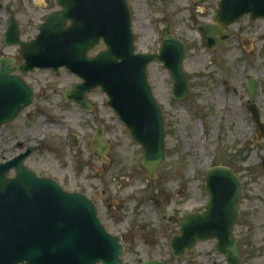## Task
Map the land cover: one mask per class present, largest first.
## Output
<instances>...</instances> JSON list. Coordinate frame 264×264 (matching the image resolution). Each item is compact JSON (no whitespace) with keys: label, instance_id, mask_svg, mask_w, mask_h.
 I'll use <instances>...</instances> for the list:
<instances>
[{"label":"rangeland","instance_id":"obj_1","mask_svg":"<svg viewBox=\"0 0 264 264\" xmlns=\"http://www.w3.org/2000/svg\"><path fill=\"white\" fill-rule=\"evenodd\" d=\"M42 1L0 0V36L7 18L5 6L14 12L18 6L23 39L37 34L34 28L40 24L39 16L57 8L53 0H46L49 7L42 9ZM126 2L137 53H157L165 35L185 45L183 66L189 91L183 100L172 99V78L166 68L158 63L147 67L148 84L165 123V159L155 182L141 167L142 147L107 105L103 92L89 93L93 109L87 113L63 100L62 93L77 81L64 70L32 76L42 84L37 112L22 114L9 126L0 127V164L32 149L25 161L30 172L59 183L67 192L93 198L102 225L109 234L121 237L123 264L151 260L226 264L215 251V240L198 243L181 259L172 257L169 242L178 226L167 220L203 212L209 201L204 188L207 170L228 167L242 187L239 218L232 231L239 254L243 264H264V138L246 108L254 104L264 125V58L260 52L264 19L241 17L227 29L233 39L207 50L196 25L214 23L220 0ZM28 20H32L31 30L26 28ZM0 51L10 54L14 49L0 43ZM251 79L260 85L252 100L247 86ZM99 127H104L110 148L107 164L93 158L89 147ZM69 135L78 138V147H71Z\"/></svg>","mask_w":264,"mask_h":264},{"label":"water","instance_id":"obj_2","mask_svg":"<svg viewBox=\"0 0 264 264\" xmlns=\"http://www.w3.org/2000/svg\"><path fill=\"white\" fill-rule=\"evenodd\" d=\"M61 10L51 13L39 26L34 40L21 43L18 26L10 12L4 44L22 47L24 64L9 70L10 60H0V127L12 123L19 112L30 107L34 97L30 89L22 96L20 77L14 72L65 68L80 84L64 92L66 100L84 111L92 109L88 92L100 88L107 104L129 130L132 139L143 148L141 167L154 183L165 159L163 112L152 94L147 67L159 63L172 78L173 100H183L189 91L184 73L185 46L175 36L162 38L157 53L135 54L131 16L125 0H55ZM255 21L264 18V0H220L212 25H196L200 42L214 50L233 35L225 29L243 16ZM219 35L220 38L217 39ZM264 40V36H263ZM104 49L96 56L87 53L97 45ZM264 58V45L261 50ZM254 99L259 87L248 82ZM255 127L264 138V126L258 109L248 105ZM103 128L96 130L90 147L95 159L107 163L109 145ZM72 148L78 140L70 136ZM28 149L16 158L0 164V264H123L120 237H113L101 225L95 204L84 194L65 192L50 179L38 178L24 165L32 154ZM14 171L15 176L8 174ZM209 201L203 212L185 214L180 220L170 217L179 227L169 246L176 259L207 240H215V251L226 264H243L233 227L239 218L241 184L228 167L215 166L205 174ZM141 264H168L161 260Z\"/></svg>","mask_w":264,"mask_h":264},{"label":"flooded vegetation","instance_id":"obj_3","mask_svg":"<svg viewBox=\"0 0 264 264\" xmlns=\"http://www.w3.org/2000/svg\"><path fill=\"white\" fill-rule=\"evenodd\" d=\"M7 7H9V6H5L4 7V10H5V14L6 15H7V12H6V8ZM48 7H49V4L46 3V0H43L40 8L47 9ZM18 10H19V8H18V6H16L15 7L14 15H15V18H16V24L18 25V28H17L18 29V32H19L18 40L21 43H29V41H31L32 38L35 35H32V36H30V37H28L26 39H23L22 38L23 37V29H21L22 25L20 24V19L18 18L19 17V11ZM58 10H59V8L50 9L49 13L40 15L39 16V17H41L40 23L42 21H44V19L46 18V15H48V14H50L52 12L58 11ZM7 19H8V16H7L6 21H5V27H4V29L6 28V25H7ZM25 23L28 24V26L26 27L27 29L28 28H29V30L33 29V28H31V25H30V24H32V20H28V22H25ZM34 30L37 33L38 26L35 27ZM0 39H1L0 43L3 46V48H5V49H11V48H13L14 49V51L12 53H10V54H2L1 51H0V60H6L7 59V60H10V61H13L9 65V67H8L9 70H13L19 63H20V67H21V65L24 63L23 62V59H22V47H21V45L18 43V47L7 48L3 44V36L2 35L0 36ZM99 47H102V46H98V47H96V49L99 48ZM96 49L93 50V51H91L90 53H88V56H94L96 53H98L99 51H101V49H103V48H101L98 51H96ZM95 51H96V53H94ZM63 70H60V71H63ZM41 71H46L50 75H52V73L53 74H58L59 73V71L58 72H54V71L47 70V69H41V70L33 69V70H30V71H27V72H22L20 70V73H21L20 75H18V73H14V76H20L21 77L22 96L24 97L23 93H24V91H26V89H30L32 91V95L34 97V100H33V103L31 104V106L30 107H27V108H24V110L19 114L18 118L21 117L22 114H24V117H25L26 114L32 115V114H35L37 112V105H38V102H39V99H40V97L38 95V91H41L42 84H40L35 78H32V76L35 75L36 73H41ZM78 81L79 80L77 79V81H75V83H78ZM75 83L72 84V85H70L67 89H65V91L68 90V89H70L72 86H74ZM42 92L44 93L45 90H43ZM63 93H62L63 100L66 101V102H68V103H70V104H72V105H74L76 107L77 104L75 105V104L67 101L64 98V94ZM17 119L15 121H17ZM91 199L94 202V199L93 198H90V200Z\"/></svg>","mask_w":264,"mask_h":264}]
</instances>
